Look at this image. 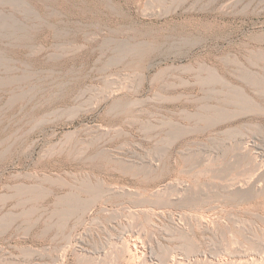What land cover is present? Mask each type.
<instances>
[{"label": "rangeland", "instance_id": "1", "mask_svg": "<svg viewBox=\"0 0 264 264\" xmlns=\"http://www.w3.org/2000/svg\"><path fill=\"white\" fill-rule=\"evenodd\" d=\"M184 1L0 0V264H264V0Z\"/></svg>", "mask_w": 264, "mask_h": 264}, {"label": "bare ground", "instance_id": "2", "mask_svg": "<svg viewBox=\"0 0 264 264\" xmlns=\"http://www.w3.org/2000/svg\"><path fill=\"white\" fill-rule=\"evenodd\" d=\"M17 1H18V0H17ZM164 1H165V0H164ZM174 1H175V0H173V2H174ZM181 1H182V0H181ZM197 1H198V0H197ZM159 2H160V1H159ZM183 2H185V1L183 0ZM191 2H192V1H191ZM194 2H195V1H194ZM15 3H17V2H15ZM146 3H148V2H146ZM149 3H150V2H149ZM151 3H152V2H151ZM151 3H150V4H151ZM224 3H225V2H224ZM179 4H180V2H179ZM176 5H177V4H176ZM192 5H193V4H192ZM153 6H154V5H153ZM189 6H190V5H189ZM170 7H171V6H170ZM155 8H156V7H155ZM163 8H164V7H163ZM168 8H169V7H168ZM168 8H167V9H168ZM176 8H177V7H176ZM164 9H165V8H164ZM165 10H166V9H165ZM160 11H161V10H160ZM259 38H260V37H259ZM255 41H256V40H255ZM258 43H259V42H258ZM252 48H253V47H252ZM257 49H258V48H257ZM257 49H256V50H257ZM260 50H261V49H260ZM252 51H253V50H252ZM253 52H255V51H253ZM253 52H251V53H253ZM255 54H256V53H255ZM255 54H254V55H255ZM256 56H257V55H256ZM252 63H253V62H252ZM239 66H240V65H239ZM241 66H242V65H241ZM258 66H259V65H258ZM253 67H255V66H253ZM243 68H244V67H243ZM259 68H261V67H259ZM247 70H248V68H247ZM247 70H246V71H247ZM250 70H251V69H250ZM263 71H264V70H263ZM239 72H240V71H239ZM247 73H248V71H247ZM243 74H245V71H244ZM233 75H234V73H233ZM241 75H242V74H241ZM249 75H250V74H249ZM251 75H252V73H251ZM256 75H258V74H256ZM256 75H255V76H256ZM210 76H211V75H210ZM212 76L214 77V75H212ZM252 76H253V75H252ZM259 76H260V73H259ZM237 77H238V76H237ZM245 77H246V76H245ZM247 77H248V76H247ZM247 77H246V78H247ZM253 77H254V76H253ZM253 77H251L250 79H253ZM256 77H257V76H256ZM238 78H239V77H238ZM246 78H245V79H246ZM254 78H255V77H254ZM257 78H258V77H257ZM262 78H263V77H262ZM209 79H211V78H209ZM263 79H264V78H263ZM205 80H206V78H205ZM207 80H208V79H207ZM214 80L216 81V79H214ZM214 80H213V81H214ZM222 80H223V84H225L226 82L224 83V79H222ZM240 80H241V79H240ZM253 80H254V79H253ZM255 80H256V79H255ZM255 80H254V82H255ZM261 80H262V79H261ZM203 81H204V80H203ZM208 81H210V80H208ZM213 81H212V82H213ZM220 82H221V81H220ZM220 82H219V83H220ZM242 82H243V81H242ZM244 82H245V81H244ZM263 82H264V81L262 80V83H263ZM227 83H228V85L230 86L231 82H230V84H229V82H227ZM227 83H226V84H227ZM256 83H257V82H256ZM209 84H210V83H209ZM253 84H254V83H253ZM263 84H264V83H263ZM263 84H262V85H263ZM221 85H222V84H221ZM232 85H233V84H232ZM246 85H247V84H246ZM257 85H258V84H257ZM224 86H227V85H224ZM251 86H254V85H251ZM258 86H260V85H258ZM263 86H264V85H263ZM231 87H232V86H231ZM256 87H257V86H256ZM228 88H229V87H228ZM233 88H234V87H233ZM240 88H241V87H239V89H240ZM231 89H232V88H231ZM235 89L237 90L238 88H235ZM241 89L243 90V88H241ZM224 90H225V89H224ZM236 90H235V91H236ZM242 90H241V91H242ZM232 91H234V89H233ZM235 91H234V92H235ZM236 92H238V91H236ZM236 92H235V93H236ZM239 92H240V91H239ZM242 94H243V93H242ZM240 96H241V95H240ZM234 98H235V97H234ZM236 98H238V97H236ZM239 98H241V97H239ZM72 108H73V107H72ZM69 109H70V108H69ZM237 153H238V152H237ZM240 154H241V153H240ZM243 154H244V153H243ZM237 156H238V155H237ZM241 156H242V155H241ZM255 180H256V179H255ZM248 181H249V180H248ZM257 181H258V180H257ZM233 182H234V181H233ZM233 182H232V183H233ZM241 182H242V181H241ZM253 182H255V181L253 180ZM238 183H240V181H239ZM236 184H237V183H236ZM241 184H242V183H241ZM241 184H237V186H238V185H241ZM251 184H252V183H251ZM254 184H256V183H254ZM225 185H226V184H225ZM227 185H228V184H227ZM227 185H226V186H227ZM228 186H229V185H228ZM231 186H232V185H231ZM233 186L235 187V185H233ZM241 186H242V185H241ZM241 186H239L240 189H241ZM234 187H233V188H234ZM226 188H227V187H226ZM229 188H230V187H229ZM236 188L239 190L238 187H236ZM92 189H93V188H92ZM227 189H228V188H227ZM237 189H235V190H237ZM232 190H233V189H232ZM242 190H243V189H242ZM155 191H156V190H155ZM229 191H230V190H229ZM239 191H240V190H239ZM160 192H161V191H160ZM236 192H237V191H236ZM157 193H158V192H157ZM161 193H163V191H162ZM192 193H193V192H192ZM196 194H197V193H196ZM160 195H161V194H160ZM192 195H193V194H192ZM197 195H198V194H197ZM189 196H190V195H189ZM190 197H191V196H190ZM194 197H195V196H194ZM194 197H193V198H194ZM195 198H196V197H195ZM195 198H194V199H195ZM63 199H64V198H63ZM69 199H70V197H69ZM165 199H166V198H165ZM186 199H187V198H186ZM188 199H189V198H188ZM190 199H191V198H190ZM190 199H189V201H190ZM194 199H193V200H194ZM196 199H198V197H197ZM71 200H72V199H71ZM161 200H164V198L161 199ZM167 200H168V199H167ZM167 200H166V202H167ZM193 200H192V201H193ZM201 200H202V199H200V201H201ZM67 201H68V200H67ZM156 201H157V200H156ZM164 201H165V200H164ZM183 201H184V199H183ZM197 201H198V200H197ZM200 201H198V202H200ZM161 202H162V201H161ZM172 202H174V201H172ZM70 203H71V202H70ZM70 203H69V205H70ZM74 203H75V202H74ZM164 203H165V202H164ZM193 203H195V202H193ZM196 203H197V202H196ZM157 204H159V203H157ZM189 204H190V203H189ZM72 205H73V204H72ZM73 206H74V205H73ZM148 209H149V208H148ZM150 209H151V208H150ZM139 210H140V209H139ZM160 210H161V209H160ZM60 211H62V210H60ZM67 211H69V209H67ZM141 211H143V210L141 209ZM147 211H148V210H147ZM147 211H146V212H147ZM149 211H150V210H149ZM144 212H145V211H144ZM156 212H157V211H156ZM60 213H62V215H63V212H60ZM145 215H146V214H145ZM196 217H197V215H196ZM198 217H199V216H198ZM148 219H149V218H148ZM195 219H196V218H195ZM197 219H198V218H197ZM199 219H200V218H199ZM202 221H203V220H202ZM199 223H200V221H199ZM201 224H202V223H201ZM203 225H204V224H203ZM131 239H132V238H131ZM131 239H130V240H131ZM137 239H139V238H137ZM130 240H128V243H129ZM123 241H124V240H123ZM121 245H122V244H121ZM127 245H128V244H127ZM127 245H126V247H127ZM132 245H133V244H132ZM121 247H122V246H121ZM133 248H134V247H133ZM121 249H122V248H121ZM124 250H125V248L123 249V251H124ZM126 250H127V251H126L127 253H129V252H133L132 254H134V251H135V253L137 252V248H135L134 251H133L131 245H128V247L126 248ZM129 254H130V253H129ZM129 254H128V255H129ZM243 254H244V253H243ZM134 255H135V254H134ZM130 256H131V255H130ZM136 256H137V255H136ZM131 257H132V256H131ZM133 258H135V257H133ZM133 258H132V259H133ZM135 259H136V258H135ZM130 260H131V259H130ZM133 260H134V259H133ZM165 261H166V260H165ZM198 261H199V260H198ZM170 262H171V261H170ZM163 263H164V262H163ZM211 263H212V262H211ZM170 264H171V263H170Z\"/></svg>", "mask_w": 264, "mask_h": 264}]
</instances>
